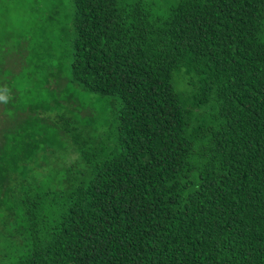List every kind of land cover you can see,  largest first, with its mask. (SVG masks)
<instances>
[{
	"label": "trees",
	"instance_id": "trees-1",
	"mask_svg": "<svg viewBox=\"0 0 264 264\" xmlns=\"http://www.w3.org/2000/svg\"><path fill=\"white\" fill-rule=\"evenodd\" d=\"M72 5L101 108L0 127V264H264V0Z\"/></svg>",
	"mask_w": 264,
	"mask_h": 264
},
{
	"label": "rangeland",
	"instance_id": "rangeland-1",
	"mask_svg": "<svg viewBox=\"0 0 264 264\" xmlns=\"http://www.w3.org/2000/svg\"><path fill=\"white\" fill-rule=\"evenodd\" d=\"M143 1L163 15L176 0ZM72 10V0H0V127L14 126L24 115L38 120L58 111L54 104L38 114L34 104L40 99L48 103L73 96L80 108L86 107L83 114L101 108L96 94L69 85Z\"/></svg>",
	"mask_w": 264,
	"mask_h": 264
}]
</instances>
